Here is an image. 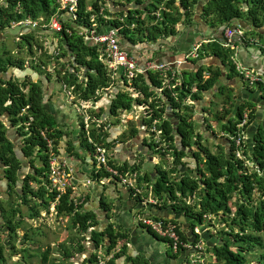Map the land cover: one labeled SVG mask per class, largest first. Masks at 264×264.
Segmentation results:
<instances>
[{
	"label": "trees",
	"instance_id": "trees-1",
	"mask_svg": "<svg viewBox=\"0 0 264 264\" xmlns=\"http://www.w3.org/2000/svg\"><path fill=\"white\" fill-rule=\"evenodd\" d=\"M199 3L200 19L203 22L214 29H220L222 33L225 24L239 21L246 34L259 39V50L264 53V31H261L264 28V0H78L75 19L66 14V10L59 9L57 0L0 2V34L11 21L22 17L44 21L57 12L63 23L59 31L24 28L15 35L16 47L20 50L25 48L34 60L28 66L23 56L13 53L0 40V181L5 184L7 194L14 192L20 203L28 206L27 217L34 218L41 211L48 212L51 202L55 200L56 191L49 185L48 173L52 154L55 151L60 153L64 136L66 152L79 160L82 157L73 139L66 136L67 130L62 127L59 118L46 104L41 78L37 77V73L35 77V72H39L35 66L41 70V64L50 58L56 56L58 62V58L62 57L59 62L61 67L54 72L61 85L69 88L78 100L94 98L97 101V107L90 110L89 134L92 141L111 145L114 140L112 135L118 130L115 127H110V131L105 128L111 121L110 115L113 121L119 122L118 112L129 111L134 103L143 106L141 121L147 126L156 119L161 145L154 141L153 132H150L149 140L141 136L142 129L138 121L128 120L126 129L122 132L119 130L122 143L137 137L143 144L135 151L137 160H124L118 165L121 170L137 171L136 184L140 191L133 198L142 199L143 187L147 198L156 199L157 202L153 204L155 207L166 208L174 213L173 217L150 215L175 223L184 241L194 242L201 238L206 250L214 257L213 264H249L247 254L256 252L255 247L260 250L255 257L260 264H264V129L259 127L253 134V145L243 150L245 158L257 166L250 167L245 164V158L235 156L234 143L228 135L235 133V124L245 107L250 109L251 121L255 103L246 98L235 103L233 87L219 81L220 64L228 69L227 78H238L230 59L233 49L222 45L217 38L201 41L197 56L191 58L196 64L195 69H181V79L174 82L171 88L164 87L159 73L153 70L136 73L130 83L122 76L124 85L128 86L125 88L123 84L117 83L119 79L99 58V45L79 33L81 28L92 22L90 17L94 14L93 19L99 28L106 25L117 27L121 45L132 54L129 47L125 46L126 40L133 44H154L175 36L180 21L189 24L193 22L194 8ZM44 32L53 35L50 40L52 49L44 48L37 38L38 33ZM35 46L40 49V63H35ZM210 56L219 59L220 64L210 63ZM148 59L154 60L153 57ZM111 84H115L113 92H108L103 99L105 103L110 102V112L106 114L105 104L96 92H105L104 88ZM246 86L250 91L251 88H257L264 98L263 84ZM214 89L223 94L225 99L222 101L224 114L215 113L214 118L220 130L228 135H217L205 117L203 124L206 130L211 129L212 134L221 138L213 143L214 150H211L202 142L203 136L196 127L193 101L202 99L204 93ZM132 90L134 95L131 94ZM230 110L236 118L222 119ZM29 116L32 118L29 119ZM97 121L98 125L95 126ZM8 129L20 136L19 143L10 138ZM78 144L89 152L94 163L93 144L81 128ZM149 153L159 157L154 165V174L142 170V161ZM165 153L171 156L168 168L162 167L161 159ZM33 154L40 160L39 165L33 162ZM21 155L27 158L32 167L22 177L20 173L23 172L25 162ZM110 163L115 164V160L111 159ZM89 176H95L92 170ZM133 190H126L129 196H132ZM31 199L32 204L29 203ZM92 202L97 208L89 203L75 205L71 188L68 187L58 197L54 207L57 215L69 217L72 227L83 232L84 238L94 249L102 247L109 253L117 243L122 242L115 254L113 252V256L105 259L102 264H151L143 253L128 252L126 242L129 232L108 220L112 203L106 195L102 194L97 199L95 197ZM103 211L104 219L100 220ZM180 216L184 218L181 220ZM213 217H217L226 229H218L219 236L210 243L205 240L204 233H194L193 227L208 225ZM0 222V234L5 227L6 236L15 240L16 230L23 223L19 203L13 205L9 199L0 198ZM183 223H187L186 226L182 227ZM150 233L158 239H164ZM83 246L82 241L72 244V248L77 251L82 250ZM5 249L6 243L0 238V264L5 263ZM61 249L65 257L71 256L69 247L62 246ZM180 252L181 249L173 252L167 245L169 256L175 257ZM90 254V260L96 259V253Z\"/></svg>",
	"mask_w": 264,
	"mask_h": 264
},
{
	"label": "built area",
	"instance_id": "built-area-1",
	"mask_svg": "<svg viewBox=\"0 0 264 264\" xmlns=\"http://www.w3.org/2000/svg\"><path fill=\"white\" fill-rule=\"evenodd\" d=\"M59 3V9L66 10V14L70 15L71 18L75 19L77 17V5L78 0H57ZM102 7L100 8V12ZM94 14L91 15L90 20L92 21L88 26L83 27L79 30V33L84 36L85 39H89L99 45L100 54L99 58L106 64L107 68L119 79L117 83L123 84V87L128 88L124 85L122 76H125L127 83H130L136 73H142L147 70L157 71L161 77V82L164 87L171 88L174 82H178L180 77L179 65L182 62L187 61L191 57H196L198 53V47L200 43H196L193 47L184 54L182 59H175L173 61H157L152 59H147L144 64L139 65L135 60L134 56L125 49L120 42L119 32L117 27L112 25H106L101 28L98 27V23L93 19ZM18 25L20 26L19 31L24 28H42V29H51L53 31H59L62 27L59 14L56 12L52 14L49 19L40 21L39 19H32L30 17H22L17 20L11 21L10 26ZM18 31V32H19ZM17 32V33H18ZM222 39L221 44L224 46H229L233 49V53L230 55L232 64L236 71L238 79H240L243 84L248 86H254L257 84L264 85V71L254 67L244 65L237 58V49L239 44L253 43L259 44L257 38L249 36L245 33L243 25L239 21H234L228 24H225L222 28ZM52 49V47H51ZM54 52L56 50L53 49ZM207 74L205 73L204 76ZM114 85L111 84L105 87V92H96V95L100 96L101 100L108 95V92L112 93L114 90ZM63 90L65 91L68 100L72 102V105L75 107V110L78 114L77 127L84 130L85 135L88 138L89 142L93 144V156L95 162L93 163L92 159V170L95 176L90 178V172L86 178V184L92 182H97L104 184L106 181H117L125 190L129 188L134 189L132 192V197L140 191L136 184L137 171L136 170H121L118 165L120 162L115 164L110 163L111 159H114L115 146L121 144L119 140L114 137V140L111 142V145L105 146L100 143L92 141L90 138V127H91V113L90 110L97 107V101L94 98L87 100H78L75 98L74 94L69 88L64 84L62 85ZM161 88H159L160 90ZM131 94L134 95L135 92L132 90ZM28 105H26L27 107ZM24 109V108H23ZM143 106L133 104L132 108L129 111H119L118 119L124 125L128 120H134L139 122V128L142 129L141 136L146 137L147 140L150 139V132H153V138L155 142H160V130L156 127V119L151 121V124L147 126L144 122L141 121L143 117ZM249 112L250 109L245 107L242 110L241 116L237 121L236 130L234 134H227L226 132L221 131L220 135H228L234 143V154L238 158H245L243 150L248 148L246 143V127L249 122ZM32 117L29 116V119ZM98 125V121L95 122V126ZM126 126V125H125ZM43 133V132H42ZM48 143L50 141L47 139ZM89 153V152H88ZM155 157V155L153 156ZM115 160V159H114ZM264 160V157H263ZM245 164L250 167H257L256 164L249 158H245ZM157 162V161H156ZM102 171H105L107 174H103ZM75 168L73 165H70L66 159H58L56 156H52L50 160V167L48 173V180L51 189L56 191L55 200L51 202L49 209L50 212H55V202L58 197L64 193L68 187L71 188V196L73 197V202L75 205L84 203L85 196H82L78 189V184L75 179ZM98 176L96 177V174ZM102 173V174H99ZM140 202L143 204H150L154 206L157 201L155 198H142ZM138 223L147 230H150L157 236L166 239V243L171 247L173 252H176L181 249V251L190 250L188 252L187 260L190 264H196L198 261L203 259V244L204 241L199 238L198 240L184 241L181 239L179 233L176 229V224L170 220H165L163 217H153L148 214H142L138 216ZM193 232L200 234L198 226L193 227ZM86 243H89L85 239ZM183 249V250H182ZM196 251H198L196 253ZM113 256V253L110 255ZM109 256V257H110ZM102 264V263H101Z\"/></svg>",
	"mask_w": 264,
	"mask_h": 264
},
{
	"label": "crops",
	"instance_id": "crops-1",
	"mask_svg": "<svg viewBox=\"0 0 264 264\" xmlns=\"http://www.w3.org/2000/svg\"><path fill=\"white\" fill-rule=\"evenodd\" d=\"M197 9L196 13L193 14V22L191 24L184 23L183 21H180L177 24L178 32L175 36H169L165 40H159L157 43L154 44H145V43H130L127 40L125 41V46H128L130 49V52L134 56L135 60L137 61V64L142 65L148 58H152L155 60L160 61H173L175 59H182L184 54L188 52L193 45L196 43H200L201 41H207L209 39L217 38L219 41L222 39V35L220 32V29H214L213 27L207 25L203 20L200 19V7L199 5H196ZM206 29H209V34L204 35V31ZM249 35V34H247ZM252 37L257 38L256 36L249 35ZM258 39V38H257ZM259 41V39H258ZM259 45V44H258ZM257 44L253 43H245V44H239L237 49V58L239 61H241L244 65L254 67L257 69H261L264 71V53H262L259 50ZM192 58V57H191ZM191 58L187 61L182 62L181 65H179V69H189L194 70L196 67V64H194L191 61ZM210 63L220 64L219 59L214 58L213 56L209 57ZM221 67V73L219 76V81L221 83H226L229 86L233 87L232 94L234 95L235 103H239L242 101V99H250L255 103V109H254V117H252L251 121L249 120L248 125L246 127V135L247 140L249 143L253 144L252 137L253 134L256 132V130L259 127H262L264 129V101L261 97H259L260 93L258 92L257 88H251L252 91L248 89L246 84H243V82L235 77L227 78V71L228 69L225 68L220 64ZM180 77H182L180 73ZM44 93H45V102H49V108L50 110L59 118L61 116H65L63 112L59 111L56 107V104L59 106H63V102L61 100V97L54 93L52 90V87L50 85V82H48L45 87H43ZM257 91V92H256ZM215 94H219L218 91L214 89L213 91ZM48 93V94H47ZM52 94L51 100H46L47 95ZM206 94H203L202 99L194 100V111H193V118L196 123V127L201 132L203 136V143H206V139H212V143L218 142L221 138H218L217 135H220L221 131L220 128L217 131V129L214 126L216 124V121L214 119L209 118V114L207 113L208 108H203L200 103L204 101V97ZM103 104H105V101L103 100ZM201 106V107H200ZM60 113L61 115L57 114ZM66 117V116H65ZM207 117L208 121L215 122L211 129L216 133L215 135L212 134L211 129L206 130L205 125L203 124L204 118ZM236 118L234 115V112L230 110L226 113L225 117L222 119L227 118ZM68 118V117H67ZM60 120V119H59ZM63 124V128L66 129L68 127L65 122L60 121ZM119 125L115 126L116 130H124L125 125L122 122H118ZM72 127L73 136L70 135L71 138L75 143L77 151L82 155L80 160L75 156H69L68 153H61L58 154L57 158L60 159H66L68 160H75V164L73 167L75 168V179L76 183L78 184L79 192L82 196H85L84 204L89 203L91 206L93 205L94 208H97V206L92 202V200L96 197V199L104 194H108L110 197H112V207L111 209H115L116 219H118L124 228H126L129 232V239L126 242L128 247V252L131 253H143L149 260L151 264H170L171 260L173 261L175 258L179 262L182 260H187V254L191 250H185L181 252L180 254L177 253L175 257L169 256L170 254L167 253V247L165 250L160 249L159 246V239L156 238L150 231L142 227L138 223V216L142 214H148L152 213L155 214V212H158L155 206H152L150 204H143L140 202V200L134 199L132 196H129L128 192L125 190L124 187H122L117 181L111 180L106 181L104 184H100L97 182H92L90 184H86V178L88 177V174L90 172V169L92 168V158L90 157L88 151L86 152L83 147H80L78 144V136L75 139L74 136L78 135L79 128L77 127V121L74 120L69 125ZM12 129H8L9 136L14 137V142H18L17 134L13 135L11 134ZM208 137V138H207ZM65 136L63 137V140H65ZM61 141L60 148L64 147L65 143L64 141ZM130 140H127L126 142H123L119 145H116L115 153H114V159L116 162H122L124 160L127 161H134L137 160L136 156V149L131 147ZM19 143V142H18ZM195 147V146H194ZM59 148V150H60ZM141 148V144H139V147ZM145 150H147L146 147H143ZM62 150V149H61ZM69 163V162H68ZM71 164V163H69ZM72 165V164H71ZM119 185V187L117 186ZM113 186V187H112ZM112 187V188H111ZM123 195V197H126L129 199L128 203L130 204L126 205L125 211H120V208H118V197ZM131 206H134V208H130ZM110 209V210H111ZM109 210V211H110ZM101 216H103L105 213L104 211L100 213ZM109 221H112L111 216L108 218ZM187 223H183L182 227L186 226ZM182 253L183 256L181 255ZM179 254V255H178ZM182 264V263H181Z\"/></svg>",
	"mask_w": 264,
	"mask_h": 264
},
{
	"label": "rangeland",
	"instance_id": "rangeland-1",
	"mask_svg": "<svg viewBox=\"0 0 264 264\" xmlns=\"http://www.w3.org/2000/svg\"><path fill=\"white\" fill-rule=\"evenodd\" d=\"M2 1L3 0H0V2ZM199 7L201 9V3H199ZM196 10H198L197 7L194 8V13H196ZM19 29L20 26L18 25L3 28V32L2 34H0V40L3 42V44L6 47L12 49L13 53H18L19 55L23 56L26 59L25 65L28 66L31 65V63H34V60L28 54L25 48H22L20 50L16 47L17 38L15 37V35L19 31ZM261 31H264V28H262ZM208 34H209V29H206L204 31V35H208ZM37 38L39 39V41L42 42L44 48L52 47L50 46V40L53 38L52 34L50 33L46 34L45 32L38 33ZM53 41L55 44V40ZM39 54H40V49L36 48L35 46V49H33L35 63H40ZM61 58H58L59 59L58 62L56 61V56L50 58L49 61H46L41 64L42 65V67L40 68L41 70H39V67L35 66L36 67L35 70L39 71V72H35V77L37 73V77L39 76L41 78L43 87H45V85H47L48 82H50V85L54 93H56L61 97L63 106L61 107L56 104V107L66 116V117L61 116L59 117V119L60 121L65 122V124L68 125V127L66 128L68 135L66 136L70 137V135L73 134V131H72V127L69 125L72 123V121L74 120L77 121L78 114L77 111L75 110V107L72 105V102L68 100V97L65 91L63 90L60 81L55 77L54 74L56 68L61 67V64L59 63L61 62ZM30 60H32L33 62H30ZM213 91L214 90H210L209 92L205 93L206 96L204 97V101H202L200 105H202L203 108H208L207 113L209 114L208 115L209 118L214 119V121H216L214 118L215 113L219 115L224 114L225 106L223 105L222 101L225 99L223 97L224 96L223 94H215ZM51 99H52V94L47 95L46 100L49 101ZM46 104L48 106L50 105L49 102H46ZM58 110H57V114L61 115L60 113H58ZM3 119L5 120L4 117ZM109 119L111 120L110 123L105 125V128L108 129V131L112 129L110 127H115L119 125L118 121H113L114 118L112 115H110ZM209 123L212 126L215 122H212L211 120L209 121ZM212 127H215L218 131L219 130L218 121H216V124H214V126ZM121 132L117 131L112 135L113 137H116V139L119 140V142H121L120 141ZM13 133L15 134L16 132L13 130L11 134L13 135ZM77 136L78 135L74 136V138L76 139ZM17 137H19L18 139H20L19 135H17ZM10 138L14 140L13 136H11ZM139 142H140L139 139L136 137L135 139L131 140L130 146L135 149H138L139 144H141V142L140 143ZM246 143L248 147H251L253 145L248 142L247 138H246ZM206 145L211 150H214L212 139H206ZM64 150L66 152L65 146L60 148L59 152L61 151V153L63 154L65 153ZM84 150L87 152L86 149ZM58 154L60 153H56L55 151V153H53L52 155L57 157ZM21 159L25 162V164H23L24 165L22 168L23 172L20 173V177L23 176V173L30 171L32 169L30 162L27 160V158L24 155H21ZM158 160H159L158 155H155V157H153V161L156 162ZM161 161H162V167L168 168L171 162V156L165 153L162 156ZM33 162L37 165H39L40 163V160L37 158V156H35V154H33ZM67 162L71 163L72 165L75 164V160L73 159L68 160ZM32 184L35 186V183ZM117 186L119 187V185ZM4 187L5 184L2 181H0V198L9 199V203L13 205L16 204L18 205L19 203V207L22 211V217H23L22 225L16 230L15 240L6 236V233L4 232L5 227L2 228L3 230H1L0 238L3 242L6 243L4 264H92V263L101 264L105 259L110 258L111 257L110 255L113 252L117 251L118 246L122 244V242L117 243V246L114 248V250L110 251L109 253H106L102 247H99L98 249H94L90 243L85 242L83 232L77 230L76 227H72L69 217L63 215H57L56 212H50V209L48 210V212L41 211L38 216L34 218H29L27 217V213L29 210L28 206L25 205L24 203H20V200L18 199V197L14 192H10V195L7 194ZM141 189H142L141 198H147L146 190L143 187H141ZM106 198L109 201H111L112 199V197H110L108 194H106ZM128 201L129 199L123 197L122 194L121 196L118 197V204H119L118 208L121 209L119 210V212L125 211L124 209L127 208L126 205L130 204V202L128 203ZM29 203L32 204L33 199H31ZM130 208H134V206L130 205ZM109 215L111 216L112 221L116 223L115 224L116 227L122 226V223L115 217L116 214L114 208L109 211ZM101 219H104V215L101 216L100 214V220ZM211 221L212 222H210L208 225L198 226L200 233L201 232L204 233L205 240L210 243L214 242V240L219 236L218 229L221 228L226 229L225 228L226 226H224V224H222V222H220L217 217H213ZM76 241H80V242L82 241L84 243L82 250L77 251L72 248V244H75ZM11 244H13L14 246L12 247ZM203 245H204L203 259L202 261L196 262V264H213L214 262L213 255L206 250L205 244ZM62 246H67L69 247V250L71 249L70 257H65L63 255L61 249ZM159 246L160 249L165 250L167 247L166 241L164 239H159ZM254 249L256 250V252L254 253L248 252L247 254V258L249 259V264H260V261L255 257L256 255H258V252L260 250L257 247H255ZM197 252L198 251H196V253ZM90 253H96V259L90 260L89 259L91 255ZM183 254L184 253H182L181 255L183 256ZM170 262H171L170 264H181V263L188 264L186 260L185 261L182 260L179 262V260L177 261L176 258L173 261L171 260Z\"/></svg>",
	"mask_w": 264,
	"mask_h": 264
},
{
	"label": "water",
	"instance_id": "water-1",
	"mask_svg": "<svg viewBox=\"0 0 264 264\" xmlns=\"http://www.w3.org/2000/svg\"><path fill=\"white\" fill-rule=\"evenodd\" d=\"M260 95V94H259ZM261 97V96H259ZM264 101V98L261 97ZM109 109H110V102H106L105 103V113L109 114ZM155 161H153V155L152 154H148L146 156V158L142 161V170L144 171H148L151 172V174H154V165H155ZM157 209L158 212H155V215L157 216H163V217H173L174 213L172 211H170L169 209H161L158 207H155ZM181 220L184 218L183 216L179 217Z\"/></svg>",
	"mask_w": 264,
	"mask_h": 264
},
{
	"label": "bare ground",
	"instance_id": "bare-ground-1",
	"mask_svg": "<svg viewBox=\"0 0 264 264\" xmlns=\"http://www.w3.org/2000/svg\"><path fill=\"white\" fill-rule=\"evenodd\" d=\"M76 18H77V17H76ZM62 24H63V23H62ZM202 43H203V42H202ZM199 49H200V48H199ZM199 49H198V50H199ZM189 59H190V58H189ZM259 84H260V83H259ZM147 147H148V146H147ZM147 153H148V152H147ZM70 165H71V164H70ZM55 203H56V202H55ZM203 246H204V245H203ZM114 254H115V252H114ZM100 255H101V254H100ZM100 257H101V256H100ZM99 263H100V262H99Z\"/></svg>",
	"mask_w": 264,
	"mask_h": 264
}]
</instances>
